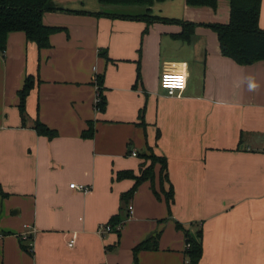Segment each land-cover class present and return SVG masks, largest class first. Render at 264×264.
Segmentation results:
<instances>
[{
  "label": "crops",
  "instance_id": "1",
  "mask_svg": "<svg viewBox=\"0 0 264 264\" xmlns=\"http://www.w3.org/2000/svg\"><path fill=\"white\" fill-rule=\"evenodd\" d=\"M86 1L55 3L90 13L150 11L196 24L230 20V0H217V10L168 0L130 6L132 13L103 9L112 6L98 0L91 10ZM43 22L62 28L49 49L14 32L0 53V264H134V247L157 235L158 248L142 251L138 264H185V232L200 225V264H264V61L242 66L224 57L205 26L187 43L173 37L182 32L176 24L154 23L144 34V20L61 11L46 13ZM140 52L142 77L134 88ZM98 74L105 75V112L95 109ZM28 76L36 84L24 125L18 92ZM37 120L58 137L39 136ZM89 121L92 139L83 137ZM149 147L168 161L171 211L160 167L154 183L121 203L135 181L116 175H139ZM116 215L124 221L120 233L101 235Z\"/></svg>",
  "mask_w": 264,
  "mask_h": 264
},
{
  "label": "trees",
  "instance_id": "2",
  "mask_svg": "<svg viewBox=\"0 0 264 264\" xmlns=\"http://www.w3.org/2000/svg\"><path fill=\"white\" fill-rule=\"evenodd\" d=\"M104 6L112 7H152L157 2H166L168 0H98ZM188 6L191 7H209L217 10V0H186ZM230 20L228 24L209 23L196 24L180 19L166 18L153 15L150 11L143 15L129 16L116 15L109 13H90L87 11L69 10L56 5L55 0H0V53H4L8 45V37L14 32H24L28 41L37 45L39 50L49 49L51 47L50 37L62 31V28L47 26L43 22L44 15L48 12H68L81 15H96L107 16L111 18H130L144 20L148 27L144 34L148 33V28L154 23L176 24L182 27V32L173 37L184 42H191L195 36L196 29L199 26H205L215 32L220 43V50L224 57L230 58L237 64L242 66L253 65L257 62L264 61V29L260 27V15L262 0H230ZM103 54V53H102ZM104 55V54H103ZM137 81L134 88L141 81V52L137 62ZM104 74H98L96 78L97 93L99 101L96 103L95 109L100 112H105L107 100L104 95ZM36 84L34 76L26 78L23 88L18 92L19 105L18 109L25 125L28 117L27 101ZM140 119L144 122V111L141 112ZM34 129L39 136L46 137L50 140L58 137V132L51 129L46 124L37 120ZM95 136L94 122H88V129L84 131L83 137L92 139ZM160 135L158 133L157 139ZM148 153L141 154L140 157L145 159V162L140 165V174L136 175L133 171H122L117 173L115 180L133 179L134 186L122 194L121 203H129L138 188L145 182H155V169L160 167V184L161 192L165 197L169 211L174 202V189L170 182L168 172V161L165 157L158 156L149 147ZM169 184V190L164 189V183ZM158 198L161 194L156 192ZM123 208V207H122ZM124 221L121 215H116L111 218L108 225L112 227V232L120 233L118 226H123ZM177 228H182L177 223ZM185 256L189 264H200L203 257V229L201 225L196 232H185ZM159 235L150 237L147 240L139 243L133 249L134 264L139 262V254L142 251H150L158 248ZM27 251H32L29 247H24ZM111 248L108 247V250Z\"/></svg>",
  "mask_w": 264,
  "mask_h": 264
},
{
  "label": "built area",
  "instance_id": "3",
  "mask_svg": "<svg viewBox=\"0 0 264 264\" xmlns=\"http://www.w3.org/2000/svg\"><path fill=\"white\" fill-rule=\"evenodd\" d=\"M175 92L174 88H170L169 90V94L170 95H173ZM99 101V96H98V93H97V97H96V103ZM134 156H136V153L133 154ZM71 188H75L79 191H82V192H86L88 191V187L84 186V185H76V184H71L70 185ZM129 214L132 215L133 214V207L130 206L129 207ZM118 230H121L122 229V226H118L117 227ZM98 232L103 235V233H107V232H112V227L110 225H106L105 227H101ZM74 244V241L71 242L70 246H73ZM32 245V243H31ZM185 264H189L188 261H186Z\"/></svg>",
  "mask_w": 264,
  "mask_h": 264
},
{
  "label": "rangeland",
  "instance_id": "4",
  "mask_svg": "<svg viewBox=\"0 0 264 264\" xmlns=\"http://www.w3.org/2000/svg\"><path fill=\"white\" fill-rule=\"evenodd\" d=\"M99 4H98V2H97V0H88V1H86V6L89 8V9H91V10H93V9H95L96 8V6H98ZM134 7H136V6H134ZM134 7H130V8H125V7H123V6H118V7H108V8H103V9H107V10H109V11H114V12H122V13H132V10L131 9H134ZM113 9V10H112ZM126 9V10H125ZM127 9H129V10H127ZM138 9H140V8H138Z\"/></svg>",
  "mask_w": 264,
  "mask_h": 264
}]
</instances>
